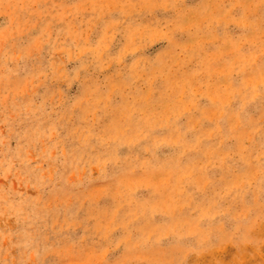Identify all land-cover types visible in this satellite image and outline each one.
Returning <instances> with one entry per match:
<instances>
[{"label": "rangeland", "instance_id": "1", "mask_svg": "<svg viewBox=\"0 0 264 264\" xmlns=\"http://www.w3.org/2000/svg\"><path fill=\"white\" fill-rule=\"evenodd\" d=\"M0 264H264V0H0Z\"/></svg>", "mask_w": 264, "mask_h": 264}]
</instances>
